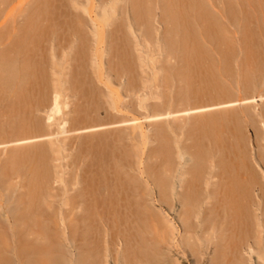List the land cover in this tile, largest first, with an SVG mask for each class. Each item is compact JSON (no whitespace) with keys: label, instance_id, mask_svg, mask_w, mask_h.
<instances>
[{"label":"bare ground","instance_id":"bare-ground-1","mask_svg":"<svg viewBox=\"0 0 264 264\" xmlns=\"http://www.w3.org/2000/svg\"><path fill=\"white\" fill-rule=\"evenodd\" d=\"M243 4L244 0H0V89L7 94L19 79L10 99L12 109L34 107L32 103L40 104L51 94L49 111L54 115L60 112L62 93L72 92L89 111L98 112L103 104L121 114L96 87L95 73L87 71L90 58L96 57L93 46L110 58L109 71L126 76L131 87L136 81L130 57L133 30L143 42L154 40L159 15L164 45L170 51L194 52L185 58L191 70L205 53L201 40L229 46L222 20L242 29L244 43L253 41ZM46 52L54 53L55 59V53L72 56L66 62L76 63L74 71L70 64L64 67L70 71L64 88L58 81L49 94ZM53 68L57 74L58 65ZM251 103L255 101L243 102ZM236 106L229 102L148 112L145 119L153 126L168 123L170 117L176 121L178 115ZM209 117L188 131L189 146L181 145L177 135L170 144L164 128L158 129V148L148 155L143 170L139 148L128 144L136 135L120 129L137 120L118 115L88 128L99 136L113 128L123 132L114 143L104 144L87 169L72 174L68 183L50 168V154H58L53 144L49 152L35 145V150L16 153L21 164L11 176L27 178L26 192L15 203L0 204V248H11L13 256L12 262L0 256V264H184L189 258V264H264V146L252 156L235 115ZM51 136L12 144L51 143ZM7 181L0 175L2 188L11 186ZM52 181L64 189L52 193Z\"/></svg>","mask_w":264,"mask_h":264},{"label":"rangeland","instance_id":"rangeland-1","mask_svg":"<svg viewBox=\"0 0 264 264\" xmlns=\"http://www.w3.org/2000/svg\"><path fill=\"white\" fill-rule=\"evenodd\" d=\"M243 12L248 15L246 26L254 33L253 41L244 43L242 29L233 23L222 20V27L230 41L229 46L219 47L207 40H201L200 43L205 53L198 56L201 57L199 65L197 64L195 67L192 64L193 71L189 70L188 64L185 63L186 55L194 53L191 48L186 54H183L179 51H170L164 45L165 27L159 24V15L154 24L157 30L154 40L143 42L140 34L134 33L133 30V35L130 37V57L136 77L133 86L139 87L140 90L132 89L133 86L130 87L129 79L126 76L119 77L110 72L108 64L110 58L101 50L95 51L93 46L90 51L96 57L90 58L87 71L89 74L95 73L98 78L95 80L96 87L100 89L109 103H116L121 114L107 110L106 105L102 104V98L100 101L102 109L98 112L89 111L86 104L78 100V96L72 92L70 94L62 93L59 113L54 115L50 113V101L53 100V96L49 92H51L52 84L62 81L61 86L64 88L63 80L67 78L66 74L70 73L64 67L66 64H70V70L74 71L76 63L66 62L72 56L61 57V54L55 53L58 55L56 56L58 59H55L54 53L46 52L44 58L48 65L46 75L48 86L45 93L49 94L46 101L37 104L36 100L35 103H32L34 107L12 109L9 105L10 99L20 85L19 79L15 80L12 90L7 94L0 89V175L6 176L7 182L11 184L8 189L0 186V204L3 202L5 204L7 201L15 203L26 192L27 178L11 176L15 167L21 164V159L15 156L16 153L27 152L29 148L35 150L37 149V147L33 149L35 145L49 152L52 148L50 145L53 144L56 149L52 148V151L58 149L56 152L59 156H56L59 159H56L55 154H50V168L57 175H62L64 182L68 183L72 174L77 171L80 174L87 169L94 154L102 149L104 144L114 143L117 135L123 132L115 131L116 128H113L109 129L110 132L103 130L105 133L99 136L88 129L100 123L112 122V117L116 115L129 120H137L130 121L128 125L120 127V129H123L124 133L136 135L128 144L139 148L143 160L140 165L141 170L148 164L147 157L151 151L158 148V129L164 128L170 144L174 142L175 135H177L178 141H182L181 145L189 146L191 143L187 141L188 131L210 115L209 118L214 116L215 118L225 117V119L235 115L247 136L250 154L256 156L259 151L258 146H264V141H261V137L264 138V101L261 100V97L264 96V0H244ZM247 49L252 52L251 56ZM54 63L59 67L56 69L57 74L54 73ZM181 74H185V79L178 78V75ZM246 99H253L255 103L243 104ZM229 102H237L239 106L226 110H215L211 113L178 115L179 119L176 121L175 118L170 117L165 120L168 123H159L153 126L150 125L149 119H145L148 112H176ZM123 106H127L128 111H125ZM49 115L52 116L50 121L47 120ZM20 128H24L26 131L22 132L19 130ZM73 129L76 131H72ZM44 134L52 135L51 143L46 140L20 146L12 144L20 139ZM100 140L104 142L101 143ZM63 146H65L64 149H62ZM51 161L52 163H50ZM53 167L59 168L57 169L60 170L59 173ZM50 187L53 188L52 193H59L64 189L60 182L57 184L54 181ZM3 227V219L0 215V232ZM64 249L67 251L68 248ZM10 251L11 248H0V256L10 259L12 262L13 256ZM70 251L76 255V251L73 249ZM201 261L203 262L204 258ZM189 262H192L191 258L184 264H189Z\"/></svg>","mask_w":264,"mask_h":264}]
</instances>
